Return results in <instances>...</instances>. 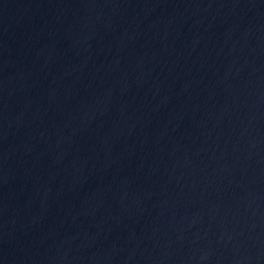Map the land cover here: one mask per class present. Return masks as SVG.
Listing matches in <instances>:
<instances>
[{"label":"water","instance_id":"1","mask_svg":"<svg viewBox=\"0 0 264 264\" xmlns=\"http://www.w3.org/2000/svg\"><path fill=\"white\" fill-rule=\"evenodd\" d=\"M0 264H264V0H0Z\"/></svg>","mask_w":264,"mask_h":264}]
</instances>
